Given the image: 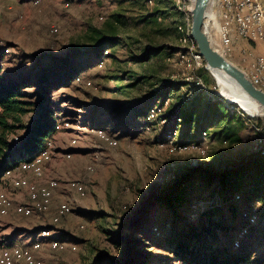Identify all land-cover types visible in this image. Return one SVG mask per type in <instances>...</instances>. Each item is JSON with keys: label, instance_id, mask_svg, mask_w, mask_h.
<instances>
[{"label": "rangeland", "instance_id": "rangeland-1", "mask_svg": "<svg viewBox=\"0 0 264 264\" xmlns=\"http://www.w3.org/2000/svg\"><path fill=\"white\" fill-rule=\"evenodd\" d=\"M254 2L264 22V0ZM190 11L191 7L182 8L175 0H0V49H5L2 60L5 78L16 79L20 75L28 78L26 73L34 70L35 62L39 64L36 68L39 73L50 64L49 57L64 60L72 53L80 55L74 62L76 74L71 81L63 78L61 84L39 90L34 86L35 78H31V84L20 91L22 99L31 103L30 111L21 117L9 137L12 146L24 138L26 129L43 109L51 111V119L60 129L48 141L50 156L42 166L41 175L22 173L17 177L36 186H48L56 181L57 186L44 211L23 216L12 209L25 205L27 194L22 189H13L11 178L0 181V191L12 203V209L0 215V264L2 250L10 251L13 245L29 247L38 235V227L47 226L52 230L41 228L39 231L48 230L52 239L63 243L65 249L52 251L44 241L42 249L33 253L42 264H91L97 255H109L122 264L124 246H116L114 242L128 238L144 240L145 244L136 249L144 264H182L173 255L182 235L190 239L187 244L191 255L185 258L188 261L209 259L211 255L220 254L223 258L235 255L229 246L227 226L230 225L227 224L236 219L231 206L237 213L240 207L230 203L223 206L229 198L222 200L223 207L215 212L220 220L211 224L213 220L206 223L201 212L210 205L205 200L212 197L214 187L220 184L219 177L243 165H248V176H252L254 194L250 198L256 202L257 194H264V159L246 163L259 146L255 129L260 124L221 96L216 81L205 69V62L200 65L195 56L196 45L189 38ZM225 29H232V23L225 22ZM98 31L114 41V45L103 49L101 62L89 51ZM178 33L186 34L191 44L178 39ZM234 35L238 36L237 26H234ZM231 50L227 60L264 91L261 66L256 65L255 58L264 56V45L235 41L231 43ZM249 52H253L252 56ZM202 68L212 81L210 85L201 84L196 76V71ZM76 76L88 81L85 88L74 83L73 79L80 80ZM167 82L172 86L160 89L159 93L167 97L163 104L161 100L154 101V90ZM177 82L185 85L179 88ZM199 91L214 97L216 102L194 99ZM149 104L152 105L146 114ZM169 105L180 106L184 124L176 119L172 130L165 132L169 122L164 114ZM142 109L141 117L127 123L123 130L126 116L120 111L131 115ZM189 110H192L191 116ZM204 110L208 112L202 118L204 131L198 142L191 143L199 134L197 122ZM253 117L264 123V115ZM146 122L150 127H144ZM96 127L104 130L107 138L101 140L96 135ZM179 127L181 141L190 143L177 147ZM195 165L205 170L206 181L192 184L183 196V203L158 204L151 213L153 224L143 229L148 231L147 238L120 230L123 218L135 216L141 202L152 194L167 195L179 177ZM70 181L83 184L86 195L78 197L66 190L65 185ZM61 185L65 192L56 206L55 193ZM246 187L243 178L224 186L230 192L242 193ZM62 203L67 205L68 212L54 225L51 217ZM251 209L249 225L256 224V212L259 222L241 249L246 255L245 264L252 257L264 256V200L252 204ZM155 227L164 229V238ZM151 228L155 235L150 233Z\"/></svg>", "mask_w": 264, "mask_h": 264}, {"label": "trees", "instance_id": "trees-1", "mask_svg": "<svg viewBox=\"0 0 264 264\" xmlns=\"http://www.w3.org/2000/svg\"><path fill=\"white\" fill-rule=\"evenodd\" d=\"M176 13L180 17L179 13L178 12ZM96 35L97 37L95 40V44L93 47L89 49V51L90 53H92V55H94L98 59V62H101L103 56L102 53L103 49H105L109 45L110 46L114 45V41H112L109 38H104L102 36V33L99 31L96 32ZM177 38L182 39V41L187 42L188 44H191L190 40L188 39V36H186V34L184 33H182L181 35L178 33ZM4 50H5L4 48L0 49V176L7 169H11L15 167L18 162L20 163L22 160L26 159L27 156L28 157L35 156L40 150L45 148L46 144L51 139L50 137L54 134V132L60 129V125L56 124L55 120L51 119L52 116L51 111L49 109H43L40 112V114L37 116V118L34 119L31 126L26 129L24 138L21 139V141H19V143H17L15 146H12L9 142V137L13 135V133L15 132L17 128V124L21 122V117L30 111L29 107L31 103L24 101L22 99L20 91L24 88H27L29 84H31L30 83L31 78H35L34 86L37 87L39 90H43V89L47 90L52 88L54 85L61 84L63 78H65L67 82L71 81L73 75L76 74V70L74 69V65H75L74 62L80 56L77 53L74 54L72 53V55H67V57H65L64 60H60L54 57H49L50 64L46 69L40 71L39 73H36L37 70L36 68L39 67V64L35 62L33 66L35 71L33 70L31 73L29 72L28 74L26 73L28 78H25L23 75H20L19 78L16 79H7L2 74V60L4 58ZM196 76L199 77L202 80V82L206 85H210V82H212L211 79L207 77V72L204 68L197 70ZM76 77H80V76H76ZM75 79L73 80L76 85L85 88V83L88 82L86 79L80 77L79 83H76ZM170 83L171 82L162 83L159 89L154 90V95H153L154 101L161 100L163 104L164 100L167 97L159 95V93L161 92V90H166V87L171 85ZM177 83L180 84L179 88L185 85L184 82H177ZM198 98H201V100L205 99L208 101V103L216 102L214 100V97L212 98L207 97L206 95H204L202 91L197 92L196 95L194 96V99L198 100ZM221 104H222L221 106L226 110L227 108L225 107V105L222 102ZM151 105L149 104V106L145 110L146 114L148 112V109L151 107ZM144 109L137 110L136 112H132L131 115H126L128 114V112L126 111H124V113L120 111V114L126 116L123 121L122 129L126 130V126L128 125L127 123L130 124L132 120L134 121L139 117H141ZM188 113L189 116L193 114L192 110L191 111L189 110ZM206 116H208V112L205 113L204 110L202 115L200 116V119L197 122V124L199 125L198 127L199 134H197L195 140L190 141L191 143L199 141L201 132L204 131L203 128L204 120L202 118H206ZM164 118L169 122V125L168 126L166 125L164 128L165 132L172 130V128L174 127V123L176 122V119L181 120L182 122L181 125L184 124V117L181 114L179 105H176V107H174V105H169L168 110L164 114ZM256 123L264 124L263 121L260 119H257ZM150 125H151L150 123L146 122L144 127L145 126L150 127ZM132 127L135 129L134 126ZM96 129H100V128L96 127ZM182 136L183 135L180 132V127H179L178 137L175 141V145L177 147L190 143V142H182L181 141ZM176 142H179V144H176ZM261 159H264V154H262L261 151L255 150L254 153L249 155V157L246 160V163L247 162L250 163L251 161L259 162ZM262 163H263L262 165L263 167L264 161H262ZM247 167L248 165H243L235 172L228 171L227 173H223V176L219 177L218 179L220 184L216 185L213 189L214 191H212V197L205 200V202H210V205L205 207L204 211L201 212V217L202 219L205 220L206 223H208L210 220H213V222L212 221L210 222L211 224L214 222L216 223L220 220L219 217L216 216V213L217 211H219V208H221L222 206L220 205V202L222 200H227L229 198L228 201H225L226 203L223 206H226L227 204L230 203L234 205L237 204L240 207L239 212L237 213V209L235 208L233 210L234 206H231V213L235 214L236 219L232 224H227L230 225L227 226L229 228L228 231L230 235L229 246L232 252L235 253V255L228 258L224 257L226 259L220 256V254L211 255L209 259L204 258L196 261H192L193 259H190L188 261L185 258L186 257L190 258L191 255V253L189 252V243L187 244V242L190 241V239H188L189 237H184V235H182L179 236V240L177 241V249L173 252L176 262H181L182 264H245L243 262L244 259L246 258L245 257L246 255L244 252H241V249L243 247V244L247 241L248 236L251 234L252 229L255 228L258 225L257 222H259L258 220L259 215L258 212H256V217L258 218L256 224L249 225L248 223V217L250 215H253L251 205L257 203V201L259 200H264L263 198L264 194L261 195L257 194L258 198H256L257 199L256 202L250 198V196L254 194V191L251 180L252 176L250 177L248 176V174L250 175V173H248L246 169ZM241 178L245 180V184L247 185L246 190L243 191V193L241 191L230 192L229 189L224 188L226 183L229 184L231 180L232 181L239 180ZM206 179L207 178L205 176V170H203L202 167L194 166L189 168L186 174L180 176L176 182L173 181L175 182L174 186L167 193V195L152 194L151 196L147 197L143 202H141V207L139 211L135 214V216L123 218V220L121 221L120 230L122 232L127 231L132 236H136V235L141 236L142 239L147 238L146 232L148 231L144 232L143 229H145L146 225L150 223L153 224V221L151 219V213L154 211L157 205L161 203L164 204L166 203L167 205L168 204L176 205L178 203H183L184 202L183 196L185 195V192L190 188V186H192V184H194L195 182H204L206 181ZM236 182L237 181H235V183ZM262 217H263L262 219L264 220V215ZM204 224H202V226ZM41 228L52 230L50 226L38 227L37 229L38 233L40 232L39 230ZM151 230L152 228L150 229V233L153 232V230L152 231ZM156 230L159 231L158 235L161 234V237L164 238L163 235L164 229L160 227H155V231ZM243 231L245 232L243 233ZM194 235L196 238H198V234L194 233ZM55 238L57 240L62 239L58 237ZM143 241L142 240L135 241L129 238L123 240L122 239L115 240L114 244L116 246H124L125 260L122 264H144V260L141 253L136 251L138 247H141L142 244H145L143 243ZM236 242L238 247L235 246ZM91 264H118V263L112 260L109 257V255H97L92 260ZM249 264H264V256L260 255V256L252 257V261H250Z\"/></svg>", "mask_w": 264, "mask_h": 264}, {"label": "bare ground", "instance_id": "bare-ground-1", "mask_svg": "<svg viewBox=\"0 0 264 264\" xmlns=\"http://www.w3.org/2000/svg\"><path fill=\"white\" fill-rule=\"evenodd\" d=\"M224 1V8L226 10H231V16H240V13L244 9H251L253 5L254 14H250V25H257L258 23L263 22V15L259 7L256 6L254 0H243V5H236V0H219V2ZM177 5L183 7H191L192 0H175ZM178 7V6H177ZM191 15V11H190ZM232 23V22H229ZM264 24V22H263ZM191 27V25H190ZM238 36H243V29L241 26H237ZM190 38V30H189ZM194 43V41L190 38ZM195 44V43H194ZM197 48V47H196ZM196 58L199 60L200 65L203 66V59L197 53H195ZM208 72L212 75L213 79L216 81L219 89L220 95L225 97L230 103L236 104L244 113L253 116L264 115V110L256 104L252 99H250L229 77L225 74L213 70L207 69ZM246 74V73H245ZM248 77V76H247ZM249 79V78H248ZM250 80V79H249ZM79 78L75 79V82H79ZM252 83V82H251ZM253 84V83H252ZM257 88V87H256ZM259 89V88H258ZM261 90V89H260ZM256 131V140L258 148L256 151H261L264 154V147L262 145V132L260 125L255 129ZM96 135L104 140L107 138L106 132L102 130H96ZM107 140V139H106ZM115 144V143H113ZM50 156V144L47 143L45 148L40 150L33 157H26L19 164L17 163L15 167L7 169L0 176V181L4 179L11 178V187L13 189H22L27 194L28 202L25 205H18L12 209L11 200L5 195L4 192L0 191V215H6L10 209L17 215L29 216L33 212L44 211L51 203L53 197V189L57 186L56 181H51L48 186H36V184L30 183L27 180L17 177L22 173H30L32 175L39 177L42 173L43 164L49 159ZM68 157L70 155H67ZM196 166V165H195ZM2 182V181H1ZM66 190L71 193H74L78 197H84L86 195V188L83 184L77 181H70L65 185ZM68 212V207L65 203L60 204L53 216L51 217V222L54 225H58L61 220L66 217ZM245 231H243L244 233ZM242 236V235H241ZM240 236V237H241ZM44 241H47V245L50 250L61 252L65 249V245L58 241H55L50 236L48 230H42L38 233L35 240L32 241L31 245L21 246L13 245L10 251L2 250L1 264H42L41 261L36 259L33 255L35 251H39L43 247ZM237 246V242L235 243ZM238 247V246H237Z\"/></svg>", "mask_w": 264, "mask_h": 264}, {"label": "built area", "instance_id": "built-area-1", "mask_svg": "<svg viewBox=\"0 0 264 264\" xmlns=\"http://www.w3.org/2000/svg\"><path fill=\"white\" fill-rule=\"evenodd\" d=\"M236 5H243V0H236ZM250 14H254L253 5L251 9H244L240 16H231V10L224 9V1L212 2L211 8L206 16L203 32L207 36L211 46L223 57L228 59L232 50L231 43L235 41L261 42L264 45V24L250 25ZM225 22H232V29H225ZM234 26H241L243 36L234 35ZM253 52H249L252 56ZM256 58V65L261 66V77L264 78V56ZM201 84H204L198 77ZM258 119L257 117H254ZM262 132V145L264 147V124H260Z\"/></svg>", "mask_w": 264, "mask_h": 264}, {"label": "water", "instance_id": "water-1", "mask_svg": "<svg viewBox=\"0 0 264 264\" xmlns=\"http://www.w3.org/2000/svg\"><path fill=\"white\" fill-rule=\"evenodd\" d=\"M190 38L194 41L198 54L205 62V69L217 70L229 77L256 104L264 110V91L256 88L244 71L228 61L210 44L203 32L206 16L213 0H192Z\"/></svg>", "mask_w": 264, "mask_h": 264}, {"label": "crops", "instance_id": "crops-1", "mask_svg": "<svg viewBox=\"0 0 264 264\" xmlns=\"http://www.w3.org/2000/svg\"><path fill=\"white\" fill-rule=\"evenodd\" d=\"M236 65V64H235ZM68 150H65L64 152H66ZM63 158L65 159V156L62 155ZM67 160V159H66ZM58 180V179H57ZM65 192V189L64 187H62V185L56 190V195H55V198H54V205L57 206V204L59 203V201L61 200L60 198H63V193ZM54 238V236H53ZM55 239V238H54Z\"/></svg>", "mask_w": 264, "mask_h": 264}]
</instances>
